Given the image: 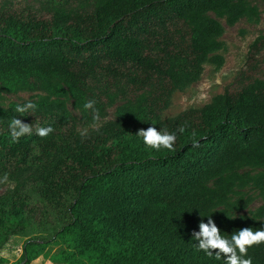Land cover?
Segmentation results:
<instances>
[{
	"label": "trees",
	"instance_id": "16d2710c",
	"mask_svg": "<svg viewBox=\"0 0 264 264\" xmlns=\"http://www.w3.org/2000/svg\"><path fill=\"white\" fill-rule=\"evenodd\" d=\"M15 1L0 0V104L34 93L36 109L0 106V173L14 184L0 195V249L27 223L26 187L55 208L70 199L57 230L25 239L11 264H225L192 233L210 216L229 239L264 227V80L161 114L205 63L221 66L223 25L258 22L254 0H25L22 10ZM263 48L257 37L249 52ZM90 99L101 127L82 137L74 125L93 124ZM14 117L33 124L18 142ZM37 126L54 131L41 138ZM150 126L176 132L175 150L146 146L136 134ZM247 256L264 264V243Z\"/></svg>",
	"mask_w": 264,
	"mask_h": 264
},
{
	"label": "rangeland",
	"instance_id": "374dc122",
	"mask_svg": "<svg viewBox=\"0 0 264 264\" xmlns=\"http://www.w3.org/2000/svg\"><path fill=\"white\" fill-rule=\"evenodd\" d=\"M82 1V0H77ZM253 4L258 11V22L250 23L240 20L232 27L223 25V34L219 38L222 48L215 53L222 64L215 67L205 63L199 79L183 88L180 92H174L170 97L168 108L162 112L161 118L173 117L189 108H200L207 104L209 100L224 91H234L245 83L246 77L260 78L264 80V48L253 54L249 52V45L257 38L264 37V0H254ZM29 4L25 0H16L13 8L22 10ZM36 9L39 4H30ZM35 100L34 93H17L15 95H5L0 106L5 107L8 103H21ZM69 112L78 118V114L73 111L70 105L67 106ZM113 108L107 110V119L112 118ZM100 121L99 123H101ZM76 132L81 133L84 129H92L91 125H81L76 122L74 125ZM68 130V126L56 131L62 134ZM60 137V136H59ZM36 151L34 152L35 156ZM34 160L29 161V166H33ZM4 173H0L2 179ZM9 188V184H0V195ZM27 197V223L23 230L15 236H11L0 249V257L5 259L7 264L15 262L21 252L22 242L30 237L47 239L50 237L63 221L62 210L69 197H64L60 208H55L39 197L35 186H28L24 190ZM259 200L255 199L250 204L249 209L253 210L259 205ZM43 261L41 264H44Z\"/></svg>",
	"mask_w": 264,
	"mask_h": 264
},
{
	"label": "clouds",
	"instance_id": "9594fccd",
	"mask_svg": "<svg viewBox=\"0 0 264 264\" xmlns=\"http://www.w3.org/2000/svg\"><path fill=\"white\" fill-rule=\"evenodd\" d=\"M95 100H87L83 105L85 109L92 110L93 124L91 127L98 130L101 125L99 124L100 115L99 111L95 109ZM36 109L34 102L28 101L23 105H17L16 111L18 113H30ZM54 129L51 126L40 127L35 129L36 135L41 138L50 135ZM87 129L81 131L80 135L85 137L87 135ZM176 131L183 132V128H178ZM33 132V124H25L21 120L15 117L9 124V133L13 142L25 135H31ZM137 136L143 138V142L146 146L156 150L161 148L169 151H174V145L176 143V132H169L166 128L161 130L154 126H150L147 129L138 130ZM200 143L197 140H193L192 147H199ZM7 183L9 188H14V184L9 182L8 174L5 173L3 178L0 179V184ZM199 231L192 233V238L198 241L196 248L198 251L205 252L208 256H213V250L215 251V257L221 259V254L226 257L225 264H252V258L247 256L248 248L264 243V227L254 230L251 227L240 229L233 232L230 239L221 235L220 230L216 227L211 216L208 217L207 223L201 221L199 224ZM247 257V258H245Z\"/></svg>",
	"mask_w": 264,
	"mask_h": 264
}]
</instances>
